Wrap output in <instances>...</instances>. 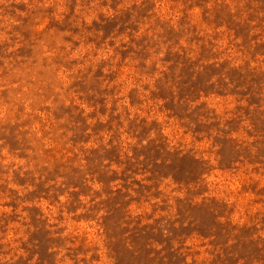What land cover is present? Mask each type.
<instances>
[{
	"label": "rangeland",
	"instance_id": "rangeland-1",
	"mask_svg": "<svg viewBox=\"0 0 264 264\" xmlns=\"http://www.w3.org/2000/svg\"><path fill=\"white\" fill-rule=\"evenodd\" d=\"M0 264H264V0H0Z\"/></svg>",
	"mask_w": 264,
	"mask_h": 264
}]
</instances>
